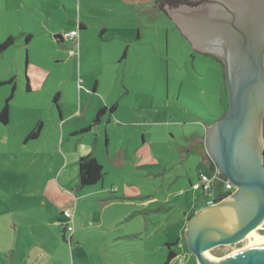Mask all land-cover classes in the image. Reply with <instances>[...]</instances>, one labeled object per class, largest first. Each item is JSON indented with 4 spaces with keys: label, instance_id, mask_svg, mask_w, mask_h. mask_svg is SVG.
I'll return each instance as SVG.
<instances>
[{
    "label": "rangeland",
    "instance_id": "374dc122",
    "mask_svg": "<svg viewBox=\"0 0 264 264\" xmlns=\"http://www.w3.org/2000/svg\"><path fill=\"white\" fill-rule=\"evenodd\" d=\"M39 1L0 0V43L8 33L16 37L0 54V77L15 75L13 85L0 84V111L6 103L10 110L9 123H0V264H30L29 254L35 249L26 238L34 243L49 233L41 189L58 163L44 164L49 162L47 151L35 153L39 151L31 143L35 140L24 143L25 134L36 127L38 116L44 115L48 126L54 124L51 109L59 102V92L68 115L77 114L81 102L74 98L80 94L74 82L78 86L79 80L83 92L85 82H98V94L113 101L110 106L117 105L113 112L108 109V115L115 114L108 127L117 146L129 145L132 150L124 166L104 162L105 188L102 183L83 188L97 195V201L72 193L71 203L80 199L75 211L78 244L67 242L68 255L60 258L44 248L48 252L44 264H199L186 237L182 239L184 207L191 206L196 192L202 193L192 189L186 173L190 166L196 174L199 165L210 171L196 154L198 144L192 147L197 140L192 135L228 111L225 67L194 49L157 0ZM36 2L41 10L27 7ZM80 21L86 29L78 47L71 40H53L51 27L64 33ZM29 34L34 36L28 42ZM26 62L50 72L42 92L25 90ZM17 80L19 88L8 102ZM262 132L264 139V118ZM144 134L159 163L140 168L129 159ZM183 146L194 151L182 154ZM215 174L222 176L218 167ZM125 188L138 196L128 198ZM207 202V197L201 200L202 205ZM29 217L37 224L27 225ZM13 220L21 223L20 229L6 225ZM257 233L264 235V224ZM249 242L246 238L219 245L210 253L227 256ZM170 250L176 257L168 262Z\"/></svg>",
    "mask_w": 264,
    "mask_h": 264
},
{
    "label": "water",
    "instance_id": "95a60500",
    "mask_svg": "<svg viewBox=\"0 0 264 264\" xmlns=\"http://www.w3.org/2000/svg\"><path fill=\"white\" fill-rule=\"evenodd\" d=\"M191 46L224 64L229 108L202 139L235 190L198 210L185 235L199 264H264V245L213 261L206 251L264 224V0H197L170 10Z\"/></svg>",
    "mask_w": 264,
    "mask_h": 264
},
{
    "label": "crops",
    "instance_id": "0c3cea01",
    "mask_svg": "<svg viewBox=\"0 0 264 264\" xmlns=\"http://www.w3.org/2000/svg\"><path fill=\"white\" fill-rule=\"evenodd\" d=\"M38 3H41V1L38 0ZM38 3L36 2V4ZM27 7L30 10L36 9V7L39 8L40 10L42 9L41 4H38L37 6L33 4H28ZM48 19H51V15L49 14H48ZM85 26L86 23L80 21L78 27L71 26L70 29L64 30V32H70L78 29L80 39L79 37L77 39L79 41L83 38L85 34L84 31L86 29ZM50 30L52 32V38L54 41L58 43L63 41L66 42L69 41L63 39L57 40L56 35L58 34L61 35L63 32L56 30L54 27H51ZM10 35L12 34L10 33L7 34L8 37ZM33 36L34 34L31 35V37ZM30 40L31 39H29L28 42ZM26 47H27V43H26ZM23 70H24V75L26 76L25 90L28 93H31L33 91L37 92L40 90L42 92L43 91L42 88L45 85H47V80L50 75V72L43 66H39V65L31 66L28 62H26V65L23 66ZM12 76L15 75L0 77V81H6L8 83V81L12 79ZM9 83H12L13 85L14 81H10ZM85 84L87 91L83 92L81 91L83 88L81 86L82 82L79 80L78 86L76 84V81L74 82L75 91L79 90L80 92L79 97L77 98L76 96H74V98L79 99L81 102L77 114L75 112H72L70 115H68L67 109L61 103L62 96L61 93L59 92V96H58L59 102L57 103V105H54V107L51 109L52 112L51 119L52 121L54 120V124L48 126L46 124L44 115L38 116L42 119L37 121V122L39 121L42 122V128L38 136L34 138H29L30 133L25 134L26 141L24 143L30 142L31 139L35 140V142H31L32 144H35V149L39 150L36 151L35 153L42 152L43 150L47 151L46 157L49 159V162L44 164L48 165L52 161L58 163V167L56 169H52L51 177L47 179L44 185H42V189H41L43 204L45 206L46 211H48L46 212L47 214L46 217L44 218L48 222L49 233L46 234L45 237L40 236L39 239L34 243L31 241L29 237L26 238L29 246L34 247L35 249L33 253L29 254V257L31 258L30 264H44L43 259L48 254L47 250H45L44 248H47L48 250L53 249V252H55V254H57V257L59 258L61 256L68 255V252L65 251L66 249L65 245H67L68 244L67 242H69L67 239L68 231L66 229L67 219L63 211L67 208L69 209V207H73L75 201L77 207V200H80L75 198V201H72L71 203V198H73L72 193L81 197H86L87 199H91V201L92 200L97 201L99 199L98 197H96L97 195H92L93 194L92 191L86 192L85 190H83L84 187H89V186L83 187L80 186L79 184L80 158L92 154L97 158L99 162L102 163L103 166H105L104 162L106 161L107 163L113 162L116 166L121 167L126 164L128 160L127 159L128 155L131 153L132 150V148L129 145L127 147L121 145L117 146L116 143L117 139L114 136H112L110 133L108 125L112 122L113 116L115 114L112 113L111 115H108L107 112L110 107V104L113 101H109L108 98L104 99L98 94V90H99L98 82H96L95 84L85 82ZM14 87H15L14 90L12 89V94H13L12 98L15 96V92L19 88L18 80L17 82H15ZM95 98L96 100H94ZM72 104L76 108V103L73 102ZM102 108H105L106 111L101 116L100 121L96 122L95 114H97L99 109ZM90 110H91V114H89ZM113 111L114 110H112V112ZM73 116H77L78 118H81L80 122L78 120L73 119L72 118ZM9 121H10V110H9ZM74 121H76L77 123L76 124L73 123ZM104 122H106L105 127L103 126ZM209 125L210 123L205 124L202 133H199L197 135L195 134L192 135L193 138L197 137L195 143L192 144V147L195 144H198V147L196 148L197 155L201 154L202 151L205 150V145L202 139L205 137L206 130ZM88 127L90 128L85 131L84 129ZM143 140L144 141L140 143V146L135 149L134 157H131V159L129 160L134 162V165L140 168L155 166L157 163H159V161L156 159L154 152L150 147L151 143L147 140L146 134H144ZM192 147L185 149V147L183 146L180 148V151H182V154L184 152L189 155L192 151H194ZM34 150H32V153H34ZM204 166H207V164L206 165L204 164ZM201 171L205 172L203 170L202 165H199L198 169L196 170V174H193V168L189 166L186 176L188 177L191 186L193 182L197 180L198 175ZM52 176L56 180H52ZM56 182L59 185H57ZM100 183H102L103 188H105V176ZM125 190L127 192L126 195L128 196V198H131L133 196H138L137 193L133 192L130 188H125ZM27 197L33 198L32 195L30 194L27 195ZM206 197L208 198L209 201L210 200L209 194H205L204 192L200 194L196 192L191 206L187 208L184 207V214L186 216V219L181 223L183 232L186 229V223L190 218V216L195 214L197 212L196 210L198 209L202 210L203 208L210 205L209 202H207L206 205L201 204V200L202 202H204ZM76 207H75V211H76ZM75 211H74V215L76 213ZM54 214L61 215L62 217L57 218L56 216H54ZM54 217H56V220L52 219ZM25 223L29 226L33 224H37V223H32L30 217L28 218V221ZM10 224L14 225L17 228L19 227V229L21 227V223L16 222V220H13L12 223H6L7 226H9ZM74 232L75 233L73 234L72 237V243L76 241L78 244V238L76 239V237L78 236L79 231L77 229L76 220H75ZM185 237L186 235H183L182 239L184 241H185ZM60 260L61 259L56 258V261H60Z\"/></svg>",
    "mask_w": 264,
    "mask_h": 264
},
{
    "label": "trees",
    "instance_id": "16d2710c",
    "mask_svg": "<svg viewBox=\"0 0 264 264\" xmlns=\"http://www.w3.org/2000/svg\"><path fill=\"white\" fill-rule=\"evenodd\" d=\"M78 30V29H77ZM79 31V30H78ZM64 33H62L61 35H56V39L57 40H66V38L64 37ZM30 34L28 35L27 41L30 38ZM79 37V36H78ZM15 36L10 35L6 41L0 43V54L3 53L8 47H10L11 45L14 44L15 42ZM74 41V40H72ZM78 43V39L76 40ZM214 58L218 59L220 61V63L223 65V62L216 56L212 55ZM225 76V74H224ZM13 81V78L10 79L8 82ZM7 83L6 81H0V84H4ZM14 86H13V90H14ZM11 94L8 97V102L9 100L12 98ZM9 103H6V105L2 108V110L0 111V123H8L9 121ZM117 105H113L110 106V110H114L116 108ZM105 108L99 109V111L96 114V119L95 121L98 122L101 119V116L105 113ZM42 128V122L39 121L36 125V127L32 130V132L30 133L29 137H37L38 134L40 133V130ZM90 128V127H89ZM89 128L84 129L85 131L88 130ZM202 150V149H201ZM202 156V162L203 164H207V166L209 167L210 171L208 173L206 172H200L198 175V178L195 182H193L192 184V188L194 190L197 191H202V193L204 192L205 194H209L210 195V200H209V204H212L214 202H218L223 200L224 198H226L231 192H233L235 190V187H233L232 189H227L226 188V177L224 175H222L221 177L219 176L218 179H214L211 188H204L203 185H200L199 188H194V185L199 181L200 179V174H208L209 176H212L213 172L215 171L217 164L211 159V157L207 154L206 150H203L201 153ZM105 176V170H104V166L102 165L101 162H99L97 160V158L95 156H93L92 154L87 155V156H83L80 158L79 160V184L80 186H91V185H95L97 183H100ZM76 203V201H75ZM76 207V206H75ZM73 208V207H72ZM67 229V228H66ZM69 234V232H68ZM72 237H73V233L72 235H69V242L72 241ZM177 243H179V239L176 241ZM176 257V253L173 250H170L168 253V262H170L173 258Z\"/></svg>",
    "mask_w": 264,
    "mask_h": 264
},
{
    "label": "built area",
    "instance_id": "2783aa9c",
    "mask_svg": "<svg viewBox=\"0 0 264 264\" xmlns=\"http://www.w3.org/2000/svg\"><path fill=\"white\" fill-rule=\"evenodd\" d=\"M78 36H79L78 30L65 32V34H64V37L66 38V40H74L73 42H75V47L79 46V43L76 41ZM218 178H219L218 174H215V175H212L209 177L206 176L205 174H201L199 181L194 185V187L196 189V188H199L200 185H203L204 188H211L213 180L218 179ZM225 184H226L227 189H232L234 187V185L231 184L230 182H228L227 180H226ZM75 206H76V203H74L73 208L65 209L63 211V213L67 219L66 228H67V231L70 233V235H72V233L75 230V215H74Z\"/></svg>",
    "mask_w": 264,
    "mask_h": 264
},
{
    "label": "bare ground",
    "instance_id": "6f19581e",
    "mask_svg": "<svg viewBox=\"0 0 264 264\" xmlns=\"http://www.w3.org/2000/svg\"><path fill=\"white\" fill-rule=\"evenodd\" d=\"M246 238H250V242L245 247L230 253L229 255L225 256L224 258H226L228 256H234V255L240 254L242 252H246V251L248 252V251H251V250H253V249H255V248L259 247V246L264 245V235L258 234L257 230H253ZM205 255L208 256L209 258H211L215 262H219V260H223L224 259V258L217 259L209 251H206Z\"/></svg>",
    "mask_w": 264,
    "mask_h": 264
},
{
    "label": "flooded vegetation",
    "instance_id": "af4514ba",
    "mask_svg": "<svg viewBox=\"0 0 264 264\" xmlns=\"http://www.w3.org/2000/svg\"><path fill=\"white\" fill-rule=\"evenodd\" d=\"M195 2H197V0H157V4L160 5V7L162 9H164V12L166 13V16L170 19V21L172 23L175 24L176 28L179 31H181V30L178 28L179 27L178 23L175 20V18L172 16V14L170 13V10L175 8V7H179L181 5L191 4V3H195ZM181 33H182V31H181ZM209 55H211V54H209Z\"/></svg>",
    "mask_w": 264,
    "mask_h": 264
}]
</instances>
